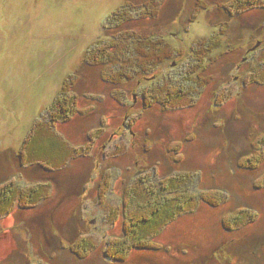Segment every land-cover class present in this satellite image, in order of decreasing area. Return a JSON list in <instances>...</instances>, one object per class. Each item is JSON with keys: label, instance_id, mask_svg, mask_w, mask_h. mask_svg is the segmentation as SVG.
<instances>
[{"label": "rangeland", "instance_id": "1", "mask_svg": "<svg viewBox=\"0 0 264 264\" xmlns=\"http://www.w3.org/2000/svg\"><path fill=\"white\" fill-rule=\"evenodd\" d=\"M145 1L0 0V183L50 187L35 209L15 207L0 219V264H264V187H255L263 185L264 161L254 171L238 165L264 135V86L251 82L255 75L264 79V0L232 17L217 8L228 0H200L207 11L197 0H160L157 15L142 7ZM129 5L137 9L129 18L123 12L120 27L112 28L110 17ZM125 31L161 37L176 55L153 74L108 85L101 67L84 66L85 54ZM201 39L221 40L201 72L207 84L188 89L182 108H144L143 89L188 76ZM63 91L78 96L85 116L56 125L53 134L71 149L96 138L87 157L53 172L24 164L25 141L41 125L50 127ZM176 143L178 153L170 149ZM141 173L156 183L187 176L182 190L197 198V209L162 230L158 250L132 251L114 262L106 246L122 236L123 219L113 222V213L123 188ZM210 190L222 191L225 202H200ZM240 209L255 219L226 231L222 219ZM81 239L94 246L85 259L67 249Z\"/></svg>", "mask_w": 264, "mask_h": 264}, {"label": "trees", "instance_id": "2", "mask_svg": "<svg viewBox=\"0 0 264 264\" xmlns=\"http://www.w3.org/2000/svg\"><path fill=\"white\" fill-rule=\"evenodd\" d=\"M262 1L228 0L217 5V8L229 17L233 15L239 16L247 11L256 10L259 6H262ZM159 4L161 5L160 0H146L142 7L145 10L156 11L157 15L160 8ZM133 6L129 5L126 10H118V14L114 12L113 17H110L111 20L109 19L110 22L108 20V24L113 26L112 28L120 27L121 14L127 12L129 18L130 12L137 9V7L134 8L135 6ZM196 6L204 11L208 10V5L201 4L200 0H197ZM129 20L126 22L131 21ZM143 35L134 31H125L121 32L116 38L113 37L111 40L99 42V47L86 52L83 62L84 66L91 68L101 67L102 81L112 86H117L124 81H134L140 75L148 76L155 73L163 64L172 60L176 52L165 43L163 38ZM114 40H116V43H113ZM217 40L208 41L201 39L195 42L193 54L196 57V61L191 62L189 66L190 72H188V76L184 77L182 82L175 84L169 82L164 84V82L160 86L153 82L150 87L143 89L141 96L144 108L159 107L162 111H165L170 108L172 110L173 108H182L187 105L188 99L192 94H186V91L188 89H202L207 84L205 83L207 81L202 80L201 72L204 70L203 66L208 55L219 48L221 40ZM255 77L256 75L254 79L253 77L251 78V82L264 86V79L260 81L255 79ZM74 84L75 81L73 79L67 80V88L70 91L73 90ZM66 95L65 91L59 95V100H56L49 113L50 127H46L45 124L41 125L33 133V136H30L31 138L25 141L20 152V159L24 161V164L41 166L48 172H53L67 161L75 159V157H87V151L93 143V139L96 138L92 139L89 136V144L86 147L71 149L64 140V142L61 141L55 133L53 134L54 131L52 130H54L56 125L69 123L76 116H85L84 112L76 108L78 96L74 93ZM148 100L150 101L149 104H147ZM101 132L99 130L95 133V136H99ZM173 145L174 147L170 149L178 153L181 143ZM250 147L249 154L247 153L246 156L241 158L238 165L246 170L254 171L264 161V135L256 137ZM170 149L169 152L171 151ZM142 175L144 176L145 173ZM142 178L131 181L128 187L123 188L119 209L113 213V222L119 216L123 219L122 236L112 239L106 246L108 258L114 262H124L132 251L158 250L160 247L155 244V240L162 230L178 218L192 214L197 209V198L189 194L187 190H182L186 186L187 176L182 174L167 176L157 183L150 177L145 178L144 176ZM262 179L264 180V177ZM103 184L104 178L98 186L99 190L101 186L103 187ZM255 187L256 189L263 188L264 182L262 186L258 185L259 188L257 185ZM49 189V185L45 184H33L26 188H20L12 180L0 183V219L10 214L15 207L21 210L35 209L49 197ZM207 192L203 193L202 197L199 196L200 202L210 207H218L225 202V196L222 191L210 190ZM254 219L255 215L249 210L240 209L224 217L222 219V227L226 231H231ZM67 249L75 254L77 258L85 259L88 253L94 249V246L81 239L71 247L68 246Z\"/></svg>", "mask_w": 264, "mask_h": 264}, {"label": "flooded vegetation", "instance_id": "3", "mask_svg": "<svg viewBox=\"0 0 264 264\" xmlns=\"http://www.w3.org/2000/svg\"><path fill=\"white\" fill-rule=\"evenodd\" d=\"M142 174V173H141Z\"/></svg>", "mask_w": 264, "mask_h": 264}]
</instances>
